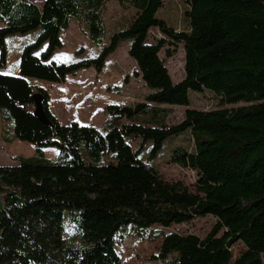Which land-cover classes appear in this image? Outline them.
<instances>
[{
  "label": "trees",
  "instance_id": "16d2710c",
  "mask_svg": "<svg viewBox=\"0 0 264 264\" xmlns=\"http://www.w3.org/2000/svg\"><path fill=\"white\" fill-rule=\"evenodd\" d=\"M113 0H0V71L7 66L6 39L40 31L21 54L16 76L0 72V111L14 140L37 147L36 157L0 165V264H122L118 236L129 228L217 219L204 239L171 233L156 260L170 264H264V0H188L190 32H177L157 17L162 0L129 2L139 14L113 35L95 58L66 64L61 33L75 19L102 45L103 13ZM157 29L185 49V79L174 83L160 58L166 39L147 42ZM130 40L150 93L134 106L109 105L104 131L53 113L49 93L30 80L63 84L82 70L101 73L120 44ZM176 50H166L168 58ZM213 93L220 109L187 110L181 124L159 119L156 106H190V93ZM41 95L39 113L35 95ZM152 113L150 114V110ZM152 115V116H151ZM151 117L153 125L138 122ZM190 132L195 152H173L171 162L198 171L195 189L168 181L140 159L130 140L151 142L150 160L167 140ZM56 148L58 161L44 157ZM79 239L72 243L66 235ZM245 246L235 260L233 247Z\"/></svg>",
  "mask_w": 264,
  "mask_h": 264
},
{
  "label": "rangeland",
  "instance_id": "374dc122",
  "mask_svg": "<svg viewBox=\"0 0 264 264\" xmlns=\"http://www.w3.org/2000/svg\"><path fill=\"white\" fill-rule=\"evenodd\" d=\"M41 6L44 0H30ZM163 7L157 13V17L167 23L177 32H190V20L186 14L191 7L188 0H162ZM139 12L129 2L113 0L106 4L103 21L105 36L102 45L88 39L84 26L77 20L71 19L70 29L61 33L64 47L58 50L54 58L56 61L66 64L76 63L86 58L97 57L103 48L109 45L114 34L126 30L138 16ZM40 31L28 34H16L7 37L6 47L8 51L7 70H19L20 58L23 49L33 43ZM160 39H166L157 29H151L147 42L157 44ZM167 44L160 53V58L165 62L173 82L179 83L185 79V49L183 43L175 44L166 39ZM130 40L123 41L117 51L106 62L101 73L94 69L82 70L73 76H69L63 84H53L44 81L30 80L33 87H44L49 93L50 105L53 113L62 124L68 125L78 122L83 126H93L104 131L108 120L106 107L109 105L134 106L144 103L150 93L146 84L138 77L140 71L137 63L129 56ZM175 51L173 57L168 58L166 50ZM152 109L159 110V119L169 126L181 124L185 119L187 110L212 111L220 109L217 97L206 91L205 93H190V106L150 105ZM150 110V114L152 113ZM152 116V115H151ZM138 122L145 125H153L151 117L140 118ZM11 123L4 120L0 111V165L15 166L20 164L21 158L36 157L37 147L31 143L14 140ZM134 152L140 151V159L156 169L168 181H182L195 189L199 179L198 171L191 168H182L171 162L172 154L177 149H184L189 153L195 152V145L191 133L188 131L180 136L170 138L164 144L163 150L156 159L150 160L152 143H147L141 150L142 140L129 141ZM44 157L55 163L58 161L59 151L56 148H48L44 151ZM217 219L212 216L196 218L191 223L172 225L170 228L153 227L147 232H138L127 229L118 236V254L122 264H170L155 259L159 257L163 239L171 233L181 235L194 234L204 239L212 231ZM66 239L77 243L78 237L68 233ZM245 246L238 243L232 249L234 260L245 251ZM264 261V256H263Z\"/></svg>",
  "mask_w": 264,
  "mask_h": 264
},
{
  "label": "crops",
  "instance_id": "0c3cea01",
  "mask_svg": "<svg viewBox=\"0 0 264 264\" xmlns=\"http://www.w3.org/2000/svg\"><path fill=\"white\" fill-rule=\"evenodd\" d=\"M29 1H30V0H29ZM44 3H45V0H44L43 3L41 4V6H38L37 4H36V5H37L40 9H42ZM70 21H71V20H70ZM1 27H4V25H3V24H0V28H1ZM69 29H70V28H69ZM69 29H68V30H69ZM0 72L3 73V74H8V75L16 76V75L18 74L19 70H17V71H8L7 68H5L4 70H2V71H0ZM31 80H32V79H31ZM39 87H41V86H39ZM41 88L44 89V87H41Z\"/></svg>",
  "mask_w": 264,
  "mask_h": 264
},
{
  "label": "water",
  "instance_id": "95a60500",
  "mask_svg": "<svg viewBox=\"0 0 264 264\" xmlns=\"http://www.w3.org/2000/svg\"><path fill=\"white\" fill-rule=\"evenodd\" d=\"M35 100H36V103H37V106H38V113L40 112L39 109H40V102H41V95H35Z\"/></svg>",
  "mask_w": 264,
  "mask_h": 264
}]
</instances>
